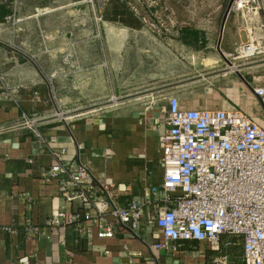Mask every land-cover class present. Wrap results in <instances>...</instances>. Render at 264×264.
I'll list each match as a JSON object with an SVG mask.
<instances>
[{"label": "crops", "instance_id": "crops-1", "mask_svg": "<svg viewBox=\"0 0 264 264\" xmlns=\"http://www.w3.org/2000/svg\"><path fill=\"white\" fill-rule=\"evenodd\" d=\"M7 4L13 18L0 20V126L15 124L22 113L50 117L57 105L66 107L68 118H50L40 127L41 136L64 147L72 164L84 161L95 176L110 181L122 202L140 199L146 206L137 237L121 230L107 239L94 232L79 235L67 223L52 230L48 222L56 211L69 214L79 205L63 199L57 179H44L53 162L49 148L42 149L30 130L14 129L0 136V264H243L240 237L227 234L219 249L195 240L152 249L162 238L149 217V202L162 180L159 139L168 97L176 96L185 108H240L260 121L261 105L245 82L219 88L221 94L208 88L203 95L186 93L178 76L189 68L193 46L178 33L146 34L145 20L117 0L105 5L101 18L94 6L88 5L83 19L81 8L73 10L78 17L71 35L60 9L74 6L71 1ZM239 24L237 15L227 13L221 27L229 48L246 38ZM70 39L72 50L66 47ZM167 40L184 55L165 48ZM254 71L264 74V66L245 71V79ZM92 106L102 108L76 114Z\"/></svg>", "mask_w": 264, "mask_h": 264}, {"label": "built area", "instance_id": "built-area-1", "mask_svg": "<svg viewBox=\"0 0 264 264\" xmlns=\"http://www.w3.org/2000/svg\"><path fill=\"white\" fill-rule=\"evenodd\" d=\"M86 2L94 6L95 1ZM228 13L239 17L246 36L234 48L236 57L243 59L238 65H243L244 72L264 66V0H232ZM11 18L12 14L5 17ZM27 56L36 59L33 54ZM241 80L261 105L260 121L240 108H185L174 95L162 108V180L158 189L152 188L155 198L149 202V217L162 239L152 243V249L189 240L219 249L221 235L227 234L241 238L243 264H264V74L254 71L248 80L243 76ZM109 101L116 103L118 97L111 95ZM59 106L50 117L22 113L15 124L0 126V136L14 129H28L36 135L53 159L44 179H57L63 199L79 205L69 214L56 211L48 222L50 228L67 223L79 235L94 232L107 239L117 237L121 230L137 237L146 202H122L110 181L95 176L84 161L72 164L65 158L64 147H53L54 138L41 136L40 127L50 118H68Z\"/></svg>", "mask_w": 264, "mask_h": 264}, {"label": "rangeland", "instance_id": "rangeland-1", "mask_svg": "<svg viewBox=\"0 0 264 264\" xmlns=\"http://www.w3.org/2000/svg\"><path fill=\"white\" fill-rule=\"evenodd\" d=\"M73 2L69 5L68 2ZM94 8L97 12V18L102 17V12L105 5L110 0H94ZM124 5H130L135 10L136 16L144 19L145 33H156L162 37H169L178 33V29L183 26H190L195 29L201 30L204 35V43L202 52H195L197 48L192 47V58L189 59L187 64L189 68L186 71H181L179 81L186 83L183 89L187 93L192 91L196 94H204V89L208 88L215 92L219 88H231L236 81L240 82L241 76L245 78V73L241 69L243 59H239L234 52V48H229L224 43L223 35L224 28L222 26L223 17L227 9L229 0H117ZM67 2V3H66ZM65 5L63 8V21L65 33L71 35L73 33L72 25L73 19L78 17L73 15V10L81 8L80 18H85L87 14L88 3L86 0H64ZM77 5V6H76ZM138 6V7H137ZM76 12V11H75ZM229 15V14H228ZM84 27L82 26V29ZM222 31V32H221ZM221 33V34H220ZM84 35V34H83ZM87 39V38H85ZM71 40V39H70ZM169 44H165L176 55H184L181 48L167 40ZM174 43V42H173ZM219 43V44H218ZM73 41H67V49L72 50ZM231 53L228 56L225 54ZM180 57V56H179ZM203 58V60H202ZM250 93V90L247 89ZM221 94L220 91H217ZM65 110L64 106H59ZM92 107H85L80 109L81 112L88 110ZM67 109V108H66ZM79 111L76 112L78 114Z\"/></svg>", "mask_w": 264, "mask_h": 264}, {"label": "trees", "instance_id": "trees-1", "mask_svg": "<svg viewBox=\"0 0 264 264\" xmlns=\"http://www.w3.org/2000/svg\"><path fill=\"white\" fill-rule=\"evenodd\" d=\"M127 4V2H126ZM125 4V5H126ZM133 12L135 10L127 5ZM138 7V6H137ZM11 13L10 5L7 3H0V20L5 18L7 15ZM178 36L183 42H187L193 47L199 49V47H203V43L205 41L203 32L201 30L195 29L193 27L183 26L178 29ZM241 240V238H240Z\"/></svg>", "mask_w": 264, "mask_h": 264}, {"label": "water", "instance_id": "water-1", "mask_svg": "<svg viewBox=\"0 0 264 264\" xmlns=\"http://www.w3.org/2000/svg\"><path fill=\"white\" fill-rule=\"evenodd\" d=\"M231 2H232V0H229V3H228V5H227V9H226V11H225V14H224V18L226 17V15H227V13H228V11H229V8H230V4H231ZM224 18H223V22H224ZM223 22H222V24H223ZM221 34V33H220ZM219 44V43H218Z\"/></svg>", "mask_w": 264, "mask_h": 264}, {"label": "bare ground", "instance_id": "bare-ground-1", "mask_svg": "<svg viewBox=\"0 0 264 264\" xmlns=\"http://www.w3.org/2000/svg\"><path fill=\"white\" fill-rule=\"evenodd\" d=\"M111 28V27H110ZM112 29V28H111ZM117 29V28H116ZM112 32V31H111ZM6 34V33H5ZM7 42V41H6Z\"/></svg>", "mask_w": 264, "mask_h": 264}]
</instances>
